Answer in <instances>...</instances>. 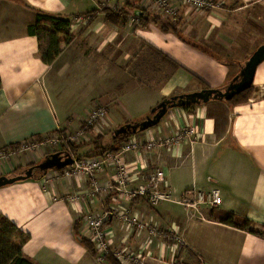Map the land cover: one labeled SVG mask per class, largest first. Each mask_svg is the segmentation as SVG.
Returning <instances> with one entry per match:
<instances>
[{
  "label": "crops",
  "instance_id": "obj_1",
  "mask_svg": "<svg viewBox=\"0 0 264 264\" xmlns=\"http://www.w3.org/2000/svg\"><path fill=\"white\" fill-rule=\"evenodd\" d=\"M170 1L171 14L152 0H117V10L102 0H0V149L60 130L76 133L99 106L107 115L87 129L84 146L56 152L89 161L119 154L128 141L197 128L192 143L121 154L124 184L116 182L119 166L110 161L94 179L85 172L67 175V166L35 169L31 178L1 185L0 211L30 235L23 251L34 263L108 264L80 237L90 241L89 214L122 204L156 229H131L114 214L107 220L111 254L122 264L133 256L143 264H264V61L247 102L172 107L156 126L115 144L117 128L144 120L161 101L224 88L264 44V0H211L213 7L200 10ZM118 10L122 16L113 14ZM38 11L72 19L74 37L51 64L29 33ZM110 146L119 148L104 153ZM53 153L43 147L0 159V178L18 176ZM158 169L165 172L160 189L175 199L189 190L218 189L220 205L154 206L129 195ZM95 181L117 190L94 192ZM230 213L261 233L223 223Z\"/></svg>",
  "mask_w": 264,
  "mask_h": 264
},
{
  "label": "built area",
  "instance_id": "obj_2",
  "mask_svg": "<svg viewBox=\"0 0 264 264\" xmlns=\"http://www.w3.org/2000/svg\"><path fill=\"white\" fill-rule=\"evenodd\" d=\"M151 1V0H150ZM160 9L164 10L166 13L171 14L174 11L173 4L170 0H152ZM184 4L190 5L195 9H206L213 7L211 0H181ZM117 0H102V6L105 8L118 9L115 6ZM107 115L106 108L104 106H99L95 108L87 117L86 125L81 130L76 133L68 135L70 141L80 139L85 136L87 129L96 126L100 121H102ZM197 135V128L193 126L184 127L183 129L169 133L161 138H151L146 141H128L126 142L120 150L119 154L113 152L107 153L105 156L96 157L89 161H79L75 160L69 169L65 168V174L71 175L75 172H85L86 174L94 175L104 169L105 164L110 161L115 162L119 166V177L116 180L119 184H124L127 181V166L123 164L121 154H126L131 151L141 152L151 151L155 148H172L182 142H193ZM33 138L21 142L20 149L18 152L26 151L32 149L35 145L30 144L29 141ZM65 140V138L63 137ZM57 140V139H56ZM55 140V141H56ZM59 141V140H57ZM17 151L10 149L9 147L0 149V159L9 158L16 155ZM74 158V157H73ZM146 183L140 184L136 189L130 190V196H142L148 200L151 205H158L162 202H177L183 204L187 207L196 208L202 205H207L210 208H216L221 203V194L218 189H213L209 192L189 190L181 198L175 199L173 194L168 190L160 189V185L165 181V172L158 169L151 174L146 179ZM94 192L117 190L115 184L100 185L97 181L94 182L93 186ZM117 216L120 220L124 221L131 229L143 230L149 227L152 232L156 229L155 227H150L148 223L138 219L136 215H132L130 209L127 206L120 205L114 212L106 211L103 214L95 215L89 214L86 217V226L89 231V239L94 245L96 250V256L100 262H105L108 255L111 254V246L107 240L106 234V222L113 216ZM125 264H143L140 259L133 256L130 258V262H125Z\"/></svg>",
  "mask_w": 264,
  "mask_h": 264
},
{
  "label": "trees",
  "instance_id": "obj_3",
  "mask_svg": "<svg viewBox=\"0 0 264 264\" xmlns=\"http://www.w3.org/2000/svg\"><path fill=\"white\" fill-rule=\"evenodd\" d=\"M123 10H118L114 15L122 16ZM143 18V17H142ZM141 18V19H142ZM72 19L66 18L60 14H50L42 11L37 12L36 22L29 26V33L35 35L39 43V51L42 54L43 61L51 64L59 56L62 51V44H69L74 35L71 33ZM2 87L0 77V89ZM253 85L236 95L229 101L230 105L245 103L249 100L253 93ZM194 104L188 103L185 109L193 110ZM133 133L128 132L115 137V144L126 140ZM76 149V147H74ZM118 147L110 146L104 150L116 151ZM101 153V154H104ZM100 154V155H101ZM223 223L249 229L253 233L260 234V231L251 229L248 220L240 221L233 213L228 214L221 220ZM30 239V235L21 230L14 222L6 217L0 211V264H36L27 256H25L23 247ZM80 242L94 255L96 250L94 245L86 238L80 237ZM108 264H122L114 255H108L106 259Z\"/></svg>",
  "mask_w": 264,
  "mask_h": 264
},
{
  "label": "water",
  "instance_id": "obj_4",
  "mask_svg": "<svg viewBox=\"0 0 264 264\" xmlns=\"http://www.w3.org/2000/svg\"><path fill=\"white\" fill-rule=\"evenodd\" d=\"M141 14V13H139ZM264 61V44L260 45L251 57L244 63L240 72L234 76L229 83L222 89H204L199 92L182 94L173 98L162 101L156 108L151 111L144 120L135 123H129L120 126L114 132V136H120L125 133H137L156 126L167 110L176 106H186L188 103L201 104L212 99L229 101L241 92L249 89L253 85L254 77L258 66ZM75 159L70 153L55 152L39 163L35 167L28 168L24 173L12 178H0V186L21 179L31 178L35 169L47 172L48 170H60L73 164Z\"/></svg>",
  "mask_w": 264,
  "mask_h": 264
},
{
  "label": "rangeland",
  "instance_id": "obj_5",
  "mask_svg": "<svg viewBox=\"0 0 264 264\" xmlns=\"http://www.w3.org/2000/svg\"><path fill=\"white\" fill-rule=\"evenodd\" d=\"M148 114H150V113L144 114L142 117L143 118L147 117ZM137 117H139V118H136V119H140V120L142 119L141 116H137ZM60 131L61 132L54 133V134H52L48 137H45V138H33L32 140L29 141L30 144L35 145L32 149L22 151V152H18L21 144H17V146H10L9 148L17 151V154H20V153L25 154V153L34 152V151L39 150L43 147L47 148L49 153H52V152L63 150L66 148V146H70V147H72V149H75L73 146H75L76 148H78L80 146H82V147L84 146L86 141L82 139L83 137L80 139L70 141L67 138H68V135L72 134L73 132L68 133L67 131H64V130L63 131L60 130ZM63 137L65 138V140L63 139ZM56 139L59 141H57Z\"/></svg>",
  "mask_w": 264,
  "mask_h": 264
}]
</instances>
